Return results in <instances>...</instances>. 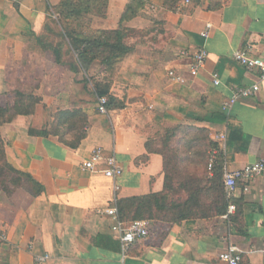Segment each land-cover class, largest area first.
<instances>
[{"label": "crops", "instance_id": "0c3cea01", "mask_svg": "<svg viewBox=\"0 0 264 264\" xmlns=\"http://www.w3.org/2000/svg\"><path fill=\"white\" fill-rule=\"evenodd\" d=\"M59 1L0 0V105L12 101L16 90L41 97L33 114L17 115L0 127L4 151L9 164L42 188L37 195L28 187L17 189L14 209L0 204V264H224L218 255L231 244L241 250L240 264H264V174L246 191L238 182L232 196L225 193L231 202L224 214L175 221L143 213L149 233L126 250L106 213L163 192V157L148 151L146 143L164 128L180 126L175 138L183 139L205 129L212 141L213 134L225 131L216 163L222 171L264 158V80L230 56L249 48L264 58V0H143L140 11L123 21L130 0H108L105 15L87 17L83 32L125 27L136 33L127 39L131 51L111 69L97 63L88 68V76L92 70L106 76L97 82L108 83V92L124 100L123 108L104 113L98 111L92 79L84 84L86 74L76 67L68 44L55 60L51 45L60 42L62 27L53 6ZM206 23L212 28L204 39L199 32ZM201 46L208 57L198 76L171 82L169 69L186 74L189 58L181 53ZM254 83L255 94L225 107L234 87ZM73 108L89 123L76 148L58 136L33 132L50 124L52 110ZM97 147L122 167L117 190L101 167H82Z\"/></svg>", "mask_w": 264, "mask_h": 264}, {"label": "trees", "instance_id": "16d2710c", "mask_svg": "<svg viewBox=\"0 0 264 264\" xmlns=\"http://www.w3.org/2000/svg\"><path fill=\"white\" fill-rule=\"evenodd\" d=\"M107 2L108 0H60L53 6V11L57 13V20L62 27L57 33L60 42L55 48L51 45L55 60L60 61L59 48L68 44L69 50L75 55L76 67L86 74L84 84L92 79V76L87 74L92 64L97 63L109 70L131 51L127 39L136 33L131 29L119 27L96 29L91 34L82 32L83 20L92 16L103 17ZM143 3V0H130L121 15V21L135 16ZM70 66L72 69L75 67L71 64ZM107 84L93 83L96 96L106 97V110L123 108L124 100L108 92ZM40 102L39 95L16 90L12 101L0 105V127L11 122L17 115L33 114ZM88 125L87 116L81 109H60L55 114L54 122L33 132L39 135L58 136L59 141L76 148L85 137ZM165 131L164 136L151 138L146 143L148 151L155 150L163 157V192L130 199L125 201L123 207L118 204L117 211L120 218L129 220L126 214L131 208L134 209L131 219L143 217L144 214L148 217L161 214L179 221L197 215L207 217L224 214L231 200L225 197L220 162L213 167L211 174L207 170L209 149L215 147V142L209 138L208 131L197 128V133L187 139L189 149L195 148L199 141L202 143V148L198 147L201 153L196 150L191 155L170 149L174 139L176 143L184 140L182 137L175 138V134L180 132V126ZM201 162L203 165L199 167ZM10 187H28L35 195L42 191L41 185L29 173L15 169L7 162L0 131V191ZM240 205L236 203V213Z\"/></svg>", "mask_w": 264, "mask_h": 264}, {"label": "built area", "instance_id": "2783aa9c", "mask_svg": "<svg viewBox=\"0 0 264 264\" xmlns=\"http://www.w3.org/2000/svg\"><path fill=\"white\" fill-rule=\"evenodd\" d=\"M211 28L212 25L206 23L204 28L199 32L200 36L206 39L209 36ZM181 54L189 58L186 74L174 69H169L167 72L168 79L177 84L185 83L187 76H198L208 57L207 50L203 46L199 47L193 53L183 51ZM230 56L247 70L255 71L260 80H264V58L253 54L249 48L232 51ZM211 79L215 85L220 83L219 77L216 73L211 74ZM258 90L259 86L257 83L249 86L234 87L231 97L225 103V107L227 109L230 108L238 97L251 96ZM106 101V97L98 98L99 112H106ZM212 139L215 142V147L211 148L208 156L207 170L209 172L212 171L217 163L220 149L225 141V131L216 132L213 134ZM82 167L88 171H96L101 167L100 171L103 175L113 180L114 190L118 189V185L115 181L122 174V167L119 165L114 155H107L102 148L97 147L91 152L88 158L82 162ZM222 172L224 190L226 196L230 197L232 196L238 182L243 184L242 188L246 191L248 190V183L254 177L264 174V158H259L235 170L224 168ZM230 208L232 209L233 206L231 205ZM106 213L112 217L113 223L111 229L118 233L123 250H126L133 242L145 238L149 233L150 220L147 218L122 219L119 217L116 207L108 208ZM47 257V255L36 256V262L45 260ZM218 258L224 264H240L242 259L241 250L232 244L228 245L219 253Z\"/></svg>", "mask_w": 264, "mask_h": 264}, {"label": "rangeland", "instance_id": "374dc122", "mask_svg": "<svg viewBox=\"0 0 264 264\" xmlns=\"http://www.w3.org/2000/svg\"><path fill=\"white\" fill-rule=\"evenodd\" d=\"M83 22H84V25H83V28L84 27H86V24H88V22H87V19H84L83 20ZM82 25V24H81ZM91 30V29H90ZM93 30H95V29H92V31H88V32H84L85 34H91L92 32H93ZM84 31V29L82 30V32ZM50 34H52V36L54 37V38H57V36H55L54 35V33H50ZM132 35H134V34H132ZM58 39V38H57ZM95 69V68H94ZM92 72V74H94V75H91L92 76V82L94 83V82H97V81H101V80H103V81H105V79L107 78L106 76H98V75H95L96 73H95V71L94 70H92L91 71ZM112 75H110V77H111ZM24 92H26V93H34V94H37V93H35V92H33V91H24ZM56 112H57V110H52L51 112H50V117H51V122H50V124L52 123V122H54V119H55V114H56ZM49 124V125H50ZM173 128V127H172ZM166 129H171V128H164L163 129V131H161V132H157L156 134H154V136H152V137H150V138H155V137H159V136H164L165 135V130ZM195 133H197V132H193L192 134H191V136H193ZM181 135H182V133H181ZM183 136V135H182ZM191 136H187L186 138H184V140H182L180 143H176V140L174 139V141L170 144V149H177L178 151H180V152H182L183 154H187V155H191V154H194L195 153V151L196 150H199V148H202V143L199 141V143H198V145L195 147V148H193V149H189L188 148V143H187V139L189 138V137H191ZM69 137V136H68ZM177 145V146H176ZM180 145V146H179ZM199 147V148H198ZM210 150V149H209ZM172 151H174V150H172ZM199 152L201 153V149L199 150ZM203 165V162H201V164H200V166L199 167H201ZM198 167V168H199ZM207 167V166H206ZM209 172V171H208ZM212 173V171L211 172H209V174H211ZM19 188H22V187H17V188H12V187H10L9 189H7V190H1L0 191V204L2 205V207L4 206V207H6V208H8V209H14V202H13V199H12V197H13V194H14V192L17 190V189H19ZM1 207V206H0Z\"/></svg>", "mask_w": 264, "mask_h": 264}]
</instances>
